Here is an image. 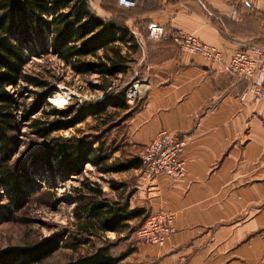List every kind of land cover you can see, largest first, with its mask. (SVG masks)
Returning a JSON list of instances; mask_svg holds the SVG:
<instances>
[{
  "label": "crops",
  "instance_id": "crops-1",
  "mask_svg": "<svg viewBox=\"0 0 264 264\" xmlns=\"http://www.w3.org/2000/svg\"><path fill=\"white\" fill-rule=\"evenodd\" d=\"M88 1L97 15L112 18L103 0ZM243 1L135 0L132 8L118 7L129 14L124 24L145 70L135 108L122 122L128 144L122 149L137 155L162 130L185 145L182 177L141 174L130 198L131 209L170 213L172 232L163 246L131 233V252L116 264H264V99L242 97L262 73L238 79L200 54L180 51L170 37L146 38L153 21L167 36L181 30L226 55L264 43V0ZM110 2L116 5L105 6Z\"/></svg>",
  "mask_w": 264,
  "mask_h": 264
},
{
  "label": "trees",
  "instance_id": "trees-1",
  "mask_svg": "<svg viewBox=\"0 0 264 264\" xmlns=\"http://www.w3.org/2000/svg\"><path fill=\"white\" fill-rule=\"evenodd\" d=\"M105 3L103 0V7L113 14L110 19L97 15L88 0H0V185L10 212L20 210L28 202L21 183L24 177L22 174L18 176L9 165L12 155L9 143L19 122L16 110L20 105L14 90L21 82L26 84L24 89L29 86L41 89L35 92L32 104L23 107L20 114L22 121L30 123L33 134L47 139L32 154L33 164L38 163L44 171L56 173L63 180L82 175L86 164L101 175L143 169L138 155L130 153L120 161L109 162L111 155L123 145L115 138L107 142L103 136L119 125L108 119L114 113L109 108L129 111L122 117L121 124L131 115L133 109L125 99L127 86H112L99 99L83 100L58 109L48 102L55 86H49L45 80L24 70L30 55L27 51H39V54L55 56L77 75L95 74L103 81L125 74L133 62L132 55L137 53L138 44L125 27L124 19L129 14L118 9V0L116 5L110 2L105 6ZM90 86L92 89L105 87L102 83H90ZM45 107L48 110H44ZM40 111L54 118H31ZM87 117L100 120L103 125L99 134L92 136L96 145H93V139L86 140V136L50 137L53 132L74 127ZM122 125L127 133L126 124ZM106 183L111 191L118 193L116 198L103 190L98 181L88 178L81 180L80 188L73 189L75 231L67 232L65 238L53 235L28 246L7 247L0 251V264H42L60 248L76 249L93 237L102 239L99 233L113 232L117 238L125 240L134 234L149 213L143 207L130 208L134 190H127L126 182L111 178ZM133 220L137 222L131 225L129 221ZM115 245L116 241L101 240L91 251L56 264H116L131 252V248L114 253Z\"/></svg>",
  "mask_w": 264,
  "mask_h": 264
},
{
  "label": "rangeland",
  "instance_id": "rangeland-1",
  "mask_svg": "<svg viewBox=\"0 0 264 264\" xmlns=\"http://www.w3.org/2000/svg\"><path fill=\"white\" fill-rule=\"evenodd\" d=\"M27 53L30 55L24 66L25 72L45 80L49 86H55L56 89L49 95L48 102L52 107L58 109L78 104L75 101L77 95H81L85 98V101L99 99L107 94L112 86L123 88L138 79H142L145 72L142 65L136 64L138 53L132 55L133 62L130 63V68L125 74H120L103 81L95 74H74L68 66L53 55L39 54V51H36V53L27 51ZM90 83H102L105 87L92 89ZM24 86L26 84L21 82L14 90L16 92L15 98L20 105L18 110H16L19 122L17 129L12 133L11 143H9V146H11L10 150L12 151L9 165L15 169L18 176L22 174L24 177L21 183L28 202L20 210L10 212L7 208L8 200L6 194L0 185V251L7 247L28 246L53 235L65 238L67 232L72 233L75 231V221L72 215L75 204L73 201L75 191L73 189L81 187V180L83 178L98 181L102 188H104L103 190L113 198H116L118 193L109 189L106 180L112 178L117 181H124L128 184L129 189H131L141 174L142 177L149 178L144 169L139 171L130 169L128 171L111 172L101 175L97 173L93 166L86 164L82 175L63 180L56 173L50 174L44 171L43 168L39 167L38 163L33 164L31 161L32 154L36 150H39L40 146L47 139L33 134L30 123L22 121L20 117L22 108L32 104L35 92L41 90L33 86L24 89ZM130 108L134 109L135 103L130 105ZM44 110H48V107H45ZM109 111L114 113L108 119H111L114 125H119L112 132L105 133L103 136L107 142L115 138L116 142H122L123 147H125L128 145L127 143H123L126 129L121 124V120L129 111H114L112 108H109ZM31 118L50 120L54 117L51 115L47 116L43 111H40ZM100 123V120L87 117L85 121L76 124L74 127L53 132L50 137L81 138L86 136V140L93 139V145H96V139L92 138V136L99 134V130L103 128V125H100ZM127 150H129V147H126V149L120 148L116 152V155H111L109 162L122 160ZM136 222V220H133L130 224L133 225ZM99 235L102 239L93 237L89 242L80 245L76 249L60 248L42 264H56L73 260L79 255L91 251L97 244H100L101 240L102 242H106V240L116 241V245L112 250L114 253L129 248L126 240L123 237L117 238L114 233H99Z\"/></svg>",
  "mask_w": 264,
  "mask_h": 264
},
{
  "label": "built area",
  "instance_id": "built-area-1",
  "mask_svg": "<svg viewBox=\"0 0 264 264\" xmlns=\"http://www.w3.org/2000/svg\"><path fill=\"white\" fill-rule=\"evenodd\" d=\"M120 6L131 7L135 0H118ZM245 6H250L244 0ZM170 37L180 51L197 53L207 61L216 63L221 69L238 79L250 80L257 74L263 75L259 82L251 81L242 97L249 95L252 102L264 99V43H251L242 50H236L229 55L224 54L217 47L201 42L193 35L177 30L170 36L165 34L164 27L156 22H149L146 38L157 41ZM136 40V39H135ZM137 42V41H136ZM138 44V42H137ZM145 85L143 79H138L125 89V99L128 105L136 102ZM85 98L77 95L75 101L81 103ZM185 145L184 139L162 130L144 145L137 153L143 169L149 176L164 174L172 177H182L184 166L180 158ZM173 230V220L170 213L157 212L148 214L134 235L138 241L163 246L168 234Z\"/></svg>",
  "mask_w": 264,
  "mask_h": 264
}]
</instances>
